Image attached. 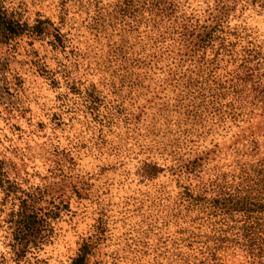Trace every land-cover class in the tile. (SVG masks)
<instances>
[{
    "label": "rangeland",
    "instance_id": "374dc122",
    "mask_svg": "<svg viewBox=\"0 0 264 264\" xmlns=\"http://www.w3.org/2000/svg\"><path fill=\"white\" fill-rule=\"evenodd\" d=\"M168 1L0 0V264H264V0Z\"/></svg>",
    "mask_w": 264,
    "mask_h": 264
},
{
    "label": "trees",
    "instance_id": "16d2710c",
    "mask_svg": "<svg viewBox=\"0 0 264 264\" xmlns=\"http://www.w3.org/2000/svg\"><path fill=\"white\" fill-rule=\"evenodd\" d=\"M156 2L158 4H161V5H165V6H168L170 5V1L168 0H156ZM158 7H156V5H153V8H157L158 11H160L159 9V5H157ZM167 9H170V6L169 7H165L164 8V11L167 10ZM156 10V13L158 12ZM163 12V11H161ZM181 29L183 30V35L186 36V42H188L189 44H195V43H198V42H201L202 44H206V42H208L211 37H212V32H213V28L214 26L212 25H203V26H200L199 30L197 31V33L194 35V26H191L189 25L186 21L185 23H181ZM194 36V37H193ZM197 40H196V39ZM247 61V60H245ZM226 200V197L223 198ZM243 201H241L240 203H242Z\"/></svg>",
    "mask_w": 264,
    "mask_h": 264
}]
</instances>
